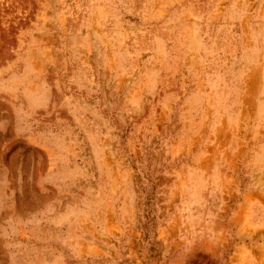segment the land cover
<instances>
[{"label": "rangeland", "instance_id": "rangeland-1", "mask_svg": "<svg viewBox=\"0 0 264 264\" xmlns=\"http://www.w3.org/2000/svg\"><path fill=\"white\" fill-rule=\"evenodd\" d=\"M0 264H264V0H0Z\"/></svg>", "mask_w": 264, "mask_h": 264}]
</instances>
